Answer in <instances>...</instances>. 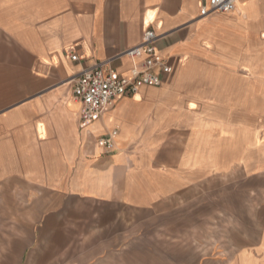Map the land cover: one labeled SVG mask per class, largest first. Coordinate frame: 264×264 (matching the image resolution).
Instances as JSON below:
<instances>
[{"label": "crops", "instance_id": "crops-1", "mask_svg": "<svg viewBox=\"0 0 264 264\" xmlns=\"http://www.w3.org/2000/svg\"><path fill=\"white\" fill-rule=\"evenodd\" d=\"M208 1L0 0V264H110L122 210L164 213L230 174L243 185L215 206L228 232L189 264H264V0L202 17ZM148 27L162 85L80 129L75 82L97 63L128 75L118 56Z\"/></svg>", "mask_w": 264, "mask_h": 264}, {"label": "rangeland", "instance_id": "rangeland-1", "mask_svg": "<svg viewBox=\"0 0 264 264\" xmlns=\"http://www.w3.org/2000/svg\"><path fill=\"white\" fill-rule=\"evenodd\" d=\"M232 174L220 180H211L188 196H179L168 202L164 212L139 216L130 209L128 217V244L112 246L110 264H189L195 254L215 247L227 230L217 228L215 206L222 200L221 190L242 187ZM139 217L143 227L139 229ZM78 248L79 246H70ZM158 253L181 257L180 260L157 261L146 259ZM107 263V262H106Z\"/></svg>", "mask_w": 264, "mask_h": 264}, {"label": "built area", "instance_id": "built-area-1", "mask_svg": "<svg viewBox=\"0 0 264 264\" xmlns=\"http://www.w3.org/2000/svg\"><path fill=\"white\" fill-rule=\"evenodd\" d=\"M238 0H209L202 7L200 15L206 16L211 12L229 13L237 8ZM157 35L148 27L139 45L120 54L118 59L125 56L133 61V67L128 75H118L111 66L97 63L84 70L74 86V96L81 104L79 127L86 129L101 119L112 109L116 102L124 97L137 94L140 86L159 87L163 77L169 73L168 60L161 56L156 48ZM76 61L78 56L72 54ZM117 130H111L98 138V143L110 151L114 147Z\"/></svg>", "mask_w": 264, "mask_h": 264}]
</instances>
